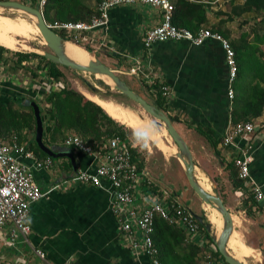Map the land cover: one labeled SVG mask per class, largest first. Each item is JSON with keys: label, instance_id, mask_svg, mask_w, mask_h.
Wrapping results in <instances>:
<instances>
[{"label": "crops", "instance_id": "1", "mask_svg": "<svg viewBox=\"0 0 264 264\" xmlns=\"http://www.w3.org/2000/svg\"><path fill=\"white\" fill-rule=\"evenodd\" d=\"M208 4L210 8L202 25L206 28L217 22L218 17L214 12L218 8L223 10L226 0ZM109 15L110 19L105 28L108 47L92 49L91 52L102 50L99 55L104 58L98 57V60L111 68L115 74L121 72L126 85L147 102H154L156 94H161V84L169 87L168 95H161L158 100L160 109L170 118L173 128L187 145L194 169L200 172L198 178L209 184L212 193L213 190L217 192L230 218L234 219V222L231 220V232L234 229L237 236H241L242 242L256 254V258L249 257L245 261L262 264L264 133L234 138L235 145L222 144L224 133L233 125L230 122V109L236 90L232 86L234 77L230 82L232 97L228 96L226 65L220 45L211 39L200 45H193L187 40H164L152 43L146 50L142 46V36L145 30L158 22L160 15L157 9L146 4L120 5L112 7ZM224 27L230 30L229 23H225ZM233 36L237 37L230 32V38ZM0 46L6 48L1 44ZM85 52L89 54L87 50ZM257 60L262 61V57L258 56ZM1 67H4L3 61L0 70ZM2 77L4 76L0 74V84L4 83L3 87L0 86L1 91L19 93L21 88L18 85L10 86V82H3ZM31 79L32 84H28L30 88H25V91L37 94V89L33 86L38 84L40 79ZM242 80L246 82L245 76ZM59 83L61 84L60 81ZM262 116L264 108L258 117ZM25 135L34 139V132L30 130ZM160 138L167 148L163 150L154 144L157 150L174 155L176 148L166 142L167 136L161 135ZM44 141L54 153L64 150L70 152L72 158L70 160L67 156L51 157L52 165L49 168L34 173L37 185L47 191L46 196L29 205L27 223L30 231L25 239L17 235L11 246H3L0 243V264H151L146 254L133 253L120 233L115 217L110 211L111 192L108 185L102 189L73 180L78 170L93 169L96 163L94 158L78 151L67 150L62 141ZM20 143L27 148L22 138ZM247 145L251 156L250 176L263 194L260 202H251L248 197L249 189L234 184L237 171L234 158L240 154L242 148L246 149ZM29 150L36 157H43L33 149ZM134 151L136 160L141 162L139 169L147 172V186L151 194L166 189L171 196L176 195L178 201L183 203L177 195L182 190L168 178L165 156L161 157V167H158L157 160H149V154L141 157L136 155L135 148ZM147 152L150 153V150ZM178 169L181 171L179 166ZM143 186H146V182L142 184L141 189ZM185 197L186 195L183 196ZM187 198L191 204L188 206L191 212L204 217L205 214H200V205L194 202L201 200L194 197L191 202L190 196ZM183 204L185 205V201ZM203 204L208 208L205 202ZM207 212L211 214L212 211L208 208ZM164 222L178 228L183 237L180 236L181 239L177 243V235L172 233L173 235L169 236L163 233L168 242L165 244V251L157 257L161 264H200L207 253L213 256L216 264H227L213 254L216 249V237L214 232L212 235L209 233L211 223L208 220L209 230L203 228L201 237L195 235L193 238L187 236L181 226ZM238 223L241 228L235 229ZM9 229L10 224H6L4 230ZM35 249L43 254L42 258L35 254Z\"/></svg>", "mask_w": 264, "mask_h": 264}, {"label": "built area", "instance_id": "2", "mask_svg": "<svg viewBox=\"0 0 264 264\" xmlns=\"http://www.w3.org/2000/svg\"><path fill=\"white\" fill-rule=\"evenodd\" d=\"M46 0H36L41 10ZM215 3L219 0H202ZM131 4H147L159 12L158 22L145 30L142 36V46L147 50L154 42L164 40H187L193 45H200L205 40L211 39L218 42L224 54L226 76L228 82L227 94L232 97L230 82L236 74L234 52L226 38L217 31L200 27L190 31L184 27H176L171 23L173 3L171 0H101L97 2L94 13L86 21H59L46 22L45 24L54 31L63 32L65 37L72 42L99 49L108 47V38L105 28L108 23V12L112 7ZM55 32V31H54ZM59 88V82L48 83L40 80L34 84L38 98L48 90V85ZM162 96H167L169 88L165 84L159 86ZM43 92V93H42ZM252 133H264V116L252 121L237 122L224 133L222 144H234V138L249 136ZM65 147L73 151L92 156L95 165L91 171L78 170L73 180L87 183L93 187L110 188V211L114 215L120 233L133 253L142 252L150 258L151 264H161L156 258L157 249L153 245L152 232L154 217L158 216L170 224L181 226L189 237H201L202 231L193 216L190 208L180 203L177 196H171L166 189L151 194L148 189L147 172L138 169L133 161L128 147L118 139L109 137L103 147L93 149L84 140L75 134L66 135L62 141ZM235 145V144H234ZM249 146L242 148L240 154L234 158L238 177L250 184L251 193L255 201H261L263 195L249 174L251 156ZM52 165L50 156L36 157L33 152L17 140L15 134L6 140L0 139V243L11 246L16 236L25 239L30 228L27 223L29 205L46 196L47 191L42 190L36 183L34 173L47 169ZM146 182V186L142 184ZM10 224L9 230L4 226ZM210 246L213 245L210 243ZM211 247V248H212ZM35 254L42 258L43 254L35 249ZM70 264V263H64ZM200 264H216L211 254L207 253Z\"/></svg>", "mask_w": 264, "mask_h": 264}, {"label": "trees", "instance_id": "3", "mask_svg": "<svg viewBox=\"0 0 264 264\" xmlns=\"http://www.w3.org/2000/svg\"><path fill=\"white\" fill-rule=\"evenodd\" d=\"M31 1L32 4L36 3V0ZM95 1L100 2L101 0ZM171 1L174 5L171 16L172 24L186 27L191 31L204 27L202 25L205 22V14L210 8L207 2L202 0ZM227 4L229 5L227 11L221 9L215 10L214 15L218 17V20L216 23L208 26V28L228 38L234 51L237 72L232 86L233 89L235 87L236 93L232 98L230 122L235 124L237 122L251 121L258 118L264 108V61L257 60L258 56L262 57V59L264 58V52L260 51L254 42L246 39L247 34L245 32H240L237 37L230 38L229 30L224 25L228 22L227 20H232L234 17L239 18L244 13L258 14L259 12H264V0H240L238 2L237 0H226ZM111 9L108 12V22ZM41 13L47 22L54 20L86 21L94 13V10L82 0H46L42 6ZM222 16H225L226 19H223ZM59 35L63 38L65 37L63 32H59ZM64 39L68 40V38ZM254 39L264 45V33ZM82 47L89 52L87 46L82 45ZM247 49L251 50L249 55L255 62V65L250 67L242 65L243 61L247 60L246 58L244 59ZM4 51H8V49L0 46V61L2 60L3 62L6 60V58L1 57ZM12 53L16 56L15 63L17 65L19 63L23 65L31 57H37L44 61L42 65L41 63L37 64L35 70L28 71L30 78L47 80L48 83L60 81L62 77L61 70L57 68L55 63L45 59L41 54L18 51ZM244 76L246 82L242 80ZM48 86V90L44 93L41 103H38L37 98H34V92L25 91L26 94H29L27 96L22 95L20 89L19 93L15 94L0 90V139L6 140L10 135L15 134L18 142L22 138L28 149H33L43 157L46 156L36 146L33 137L29 139L25 135L29 130L34 132L35 120L30 106V102H34L37 105L41 118L43 143H45L43 138L51 143H55L63 141L66 135L75 134L93 149H98L103 147L109 137H118L128 147L131 154V161L135 162L138 169L140 168L141 162L136 160L134 148L126 143L124 134L125 126L123 124L115 121L101 106L89 100L87 97V99L84 98L78 91L68 88L63 84L59 88L51 87L50 84ZM161 97V94H156L154 100V104L159 108L161 105L158 100ZM234 178L235 185H243L245 188L247 187V190L249 189L248 197L251 199V202L254 201L252 199L253 195L251 194L250 184L241 180L238 177L237 171L235 172ZM202 218L204 220V217ZM198 225L203 229L201 224L198 223ZM153 226L151 236L153 245L157 249V257L160 253L162 254V251H165V244L168 242L163 236V233L169 236L172 233L177 235V243L181 239L180 236L183 237L178 228L167 224L158 216L154 217ZM213 254L223 261L216 249Z\"/></svg>", "mask_w": 264, "mask_h": 264}, {"label": "rangeland", "instance_id": "4", "mask_svg": "<svg viewBox=\"0 0 264 264\" xmlns=\"http://www.w3.org/2000/svg\"><path fill=\"white\" fill-rule=\"evenodd\" d=\"M82 1L86 5H88L90 8H92L93 10H94L95 5L97 3L95 0H82ZM238 1H240V0H237V2ZM20 2H22L24 4L33 5L31 0H20ZM216 7L217 6H214V8H216ZM223 8H224L223 11H227L229 9V5L227 4L225 7L223 6ZM219 9L220 8H218V10ZM0 15H4V16L9 17L14 23H16V21L18 22L19 20L22 19L28 24L27 30H23L20 32L19 31L18 32L17 31L11 32L10 35L16 41L19 40V43L21 45L17 46L18 49L17 48L14 50L8 49V51H4L1 54V57L6 58V60L3 62L4 67H1L2 70H0V74H2L4 76V77H2L3 82H8V83L10 82L9 83L10 86L18 85L21 88L22 95L24 94V95L29 96V94H26V92H25V90H26L25 88L29 89L30 86H28V84H30L32 82V79L29 76V72L31 70H35V67L37 64L41 63V65H42V63L44 61L40 60L37 57H31L30 60L25 61L23 65H22V63H19L17 65L15 63L16 56L12 52L18 51V52H30V53H35V54H42L43 52H48L49 50L45 45L46 43L43 42L41 36L39 35L37 28L33 26L32 22H30V20L26 17L27 14H25L23 11L14 10V9H1L0 8ZM222 18L226 19L225 16H222ZM243 19H244V21H243ZM227 21L228 22H226V23L230 24V30L231 31L229 30V33L232 32L233 34H235L237 36L240 32H245L247 34L246 39L250 42H254L255 45H257L258 49L260 51L264 52V45L259 43L258 41H256L254 39L255 37L260 36L262 33H264V12H259L258 14H256V13H244L239 18L234 17L232 20H227ZM54 31L59 34L58 30L54 29ZM13 34H15V35H13ZM65 40H67V39H65ZM67 41H68L69 47L70 46H77L79 48L84 49L82 47V45H80V44H76L74 42H71V41H69V39ZM88 49H89V55L91 56V59H98V57H99V59L104 58V57L99 55V51L101 53L102 50L96 51L98 53H96V52L92 53L91 52L92 48L88 47ZM84 51H86V50L84 49ZM250 52H251V50H248V49L245 51L246 55L244 56V59L246 58L247 60L243 61V63H242L243 66L245 65V66L250 67V66L255 65L254 59L249 55ZM262 61H264V58L262 59ZM0 64H2V60H1ZM56 66L62 72V77L60 78L61 85L62 84L66 85L68 88L76 90L80 94H82L81 89H84V90L90 92V90L83 83V80H85L86 82L90 83L92 86H94L98 89L97 96H99L100 98H107V99L113 100V101H115V102H117L123 106L130 108L135 113V115L137 117L141 116V117L149 118V120H150V122L154 128V132H155L159 141H157L155 139H150L149 142H145L139 136H137L135 133H133V131L130 128H128L127 126L124 125L125 126L124 127V134H125L126 143L128 145H130L131 147L133 146L135 148L137 156L141 155V157H142L146 153L149 154V156H150L149 160H152V162H154V160H157L156 162H157L158 167L161 164V157L165 156V158L167 159V164H168V167H167L168 178L170 181L173 182L174 185L178 186V188L180 190H182L180 194H177L179 197V200L183 203L185 201V205H187V207L191 206L187 196H190V201L193 202L194 197L197 198V195L188 186L185 175L183 173V170L180 166L178 159L175 157V155H172L170 153H160V151L157 150V147L155 146V145L158 146L160 142L163 143L161 141V138H160V136L163 135V136H167V138H168V139L164 138L166 140V142L168 141L167 143L172 144L171 146L174 145L172 148H176L175 144L171 141V138L168 136V134H166L167 132L165 133L163 131V129L161 128V126H159L157 123H155L156 119L152 118L149 114H147L138 104H136L132 100L126 98L125 96L119 94L113 88V85L112 86L105 85L106 83L97 77L98 74H96V76H95L94 74L84 72V71H74L68 67H64V66H61L58 64H56ZM116 74L121 79L125 80L124 75H122L121 72L116 73ZM3 84L4 83H2V85L0 84V86L3 87ZM6 86H7V84H6ZM38 94H40V90L38 91L37 95ZM42 97H43V95H40L39 98L37 96H35L34 98H37L38 103H41ZM84 98H86V97L84 96ZM147 99L149 101L148 97H147ZM43 140H44V138H43ZM163 145H164V147H159V146L158 147L162 148L163 150H166L167 146L164 143H163ZM147 150H150V153L147 152ZM176 161L178 162L179 165H177ZM178 166L180 167L181 171L178 169ZM152 170H154V169H152ZM195 170L196 169H194V171ZM195 173H196V175L200 174V172H198V171H195ZM210 192L212 193V188H210ZM185 195H186V197L183 198V196H185ZM194 202H196V204L200 205V208H201V209H199V210H201L200 214L206 215V216L204 215V221L206 220V222H207V219L210 220L209 219L210 214L207 212V210L209 208V210L212 211L213 206L210 207L211 204L206 203V205L208 206V208H206L204 206L202 200L201 201H195L194 200ZM231 220H233V222H234L233 218H231ZM215 222H212V224H214ZM240 223H238V226H236L235 229L241 228ZM210 230L211 231L209 233H210V235H212L213 234L212 227H210ZM237 235H238L237 232L233 229L231 234L228 237L229 240L234 241L235 242L234 244H236V246L233 247L232 253L236 257H240L242 259L241 261H243L245 264L246 263L247 264H254V263L246 262L245 259L249 258V257L256 258V254L252 253V249L251 248L249 249V247L242 242L241 236L240 235L237 236ZM231 236H234L235 238H232ZM215 237H216V235H215ZM239 251L244 252V254L242 255V253H238ZM263 258H264V254H263ZM259 260H261V257H259ZM262 264H264V262Z\"/></svg>", "mask_w": 264, "mask_h": 264}, {"label": "water", "instance_id": "5", "mask_svg": "<svg viewBox=\"0 0 264 264\" xmlns=\"http://www.w3.org/2000/svg\"><path fill=\"white\" fill-rule=\"evenodd\" d=\"M0 8L1 9H14L21 10L27 15H31L34 17V25L37 27L41 38L46 43V47L48 48V52H43L41 55L55 63L64 67H68L74 71H84L91 74L99 73L108 76L113 82V88L121 95L126 98L132 100L136 104H138L147 114H149L152 118L156 119L157 124L160 122L163 124L167 134L171 138V141L175 144L177 153L175 157H178L184 166V175L187 181L188 186L191 190L197 195L199 199H201L205 203L211 204L217 212L222 217V227L221 230L214 238V243L216 246V250L223 258L224 262L227 264H244L242 261L234 258L226 248L227 239L231 233V218L223 205L221 199L219 198L217 192L213 190V193H208L204 191L199 184L197 183L194 174H193V161L190 154V151L185 144L184 140L178 135V133L173 128L170 118L166 116L160 109L154 106L153 103H148L144 98H142L139 94L132 91L126 83L116 75L111 68H109L104 63L100 62L98 59H89L85 64L78 63L71 58H69L64 52V42L66 41L62 36L54 32L50 29L46 24L45 20L42 16L41 10L38 8V5L35 3L33 5L24 4L21 2H17L14 0H0ZM85 86L90 90L92 94H98V89L92 86L90 83L83 80ZM30 106L32 108V112L35 120V128H34V142L36 146L45 154L50 157L56 156H67L68 158H72L71 153L67 151H60L57 153L53 152L51 147H48L42 142V123L41 118L39 116L37 105L34 102H30ZM68 150V147H66ZM72 162V161H71ZM196 221L203 225L205 230L208 231L210 227V223H204L201 216L193 213Z\"/></svg>", "mask_w": 264, "mask_h": 264}, {"label": "bare ground", "instance_id": "6", "mask_svg": "<svg viewBox=\"0 0 264 264\" xmlns=\"http://www.w3.org/2000/svg\"><path fill=\"white\" fill-rule=\"evenodd\" d=\"M134 5V4H131ZM147 5V4H146ZM174 8V5H173ZM173 11V10H172ZM30 22H32L33 26L36 27L34 25V17H32L31 15H27L26 16ZM16 20V19H15ZM14 20V21H15ZM174 25V24H173ZM175 26V25H174ZM176 27H182V26H176ZM37 28V27H36ZM186 28V27H184ZM28 29V24L24 21V20H19L18 22L16 21V23H14L9 17L4 16V15H0V44L8 49L14 50L17 48V46H20L21 44L19 43V40L16 41L10 34L13 31H23V30H27ZM188 29V28H186ZM209 29V28H208ZM190 30V29H188ZM211 30V29H210ZM38 31V29H37ZM191 31V30H190ZM39 32V31H38ZM193 32V31H192ZM15 35V34H13ZM40 35V34H39ZM224 37V36H223ZM226 38V37H224ZM229 42V39L226 38ZM43 40V39H42ZM183 40V39H181ZM206 41V40H205ZM44 42V40H43ZM45 43V42H44ZM26 44V43H25ZM230 44V42H229ZM231 46V45H230ZM28 47V46H27ZM232 48V47H231ZM18 49V48H17ZM27 50V49H26ZM233 50V49H232ZM64 52L65 54L71 58L72 60L81 63V64H85L87 62V60L91 59V56L86 53L82 48H79L77 46H70L68 44V41L66 40L64 42ZM234 52V51H233ZM234 60H235V55H234ZM235 64H236V60H235ZM236 72H237V64H236ZM96 74H98V78L101 79L102 81H104L107 85L112 86L113 82L111 81V79L104 75V74H99V73H95L94 75L96 76ZM236 75V74H235ZM231 87V86H230ZM169 88V87H168ZM80 90V89H79ZM233 91V90H232ZM81 93L87 97L89 100L95 102L96 104H98L99 106H101L108 115H110L112 118H114L115 120H117L118 122L124 124L125 126H127L128 128H130L137 136H139L142 140H144L145 142H149L150 139H155L157 141L158 138L154 132V128L149 120V118H145V117H137L135 115V113L128 107L123 106L113 100L107 99V98H100L99 96H97V94H92L89 91H86L84 89H81ZM165 97V96H164ZM143 98V97H142ZM148 103H153L154 102H148ZM155 107H157L154 104ZM158 109H160L159 107H157ZM161 110V109H160ZM162 111V110H161ZM163 112V111H162ZM164 113V112H163ZM259 118V117H258ZM252 121V120H251ZM157 122V121H156ZM159 126H161V128L163 129V131L166 133V130L163 126V124L160 122L158 124ZM167 134V133H166ZM159 147H164L163 143H159L158 145ZM174 146V145H173ZM173 150V149H172ZM177 153V149L175 150L174 155ZM180 163V166L182 168V170L184 169L183 163L182 161L176 157ZM135 163V162H134ZM136 165V164H135ZM137 167V166H136ZM197 171V170H196ZM199 172V171H198ZM184 173V171H183ZM238 173V172H237ZM193 174L194 177L197 181V183L199 184V186L206 192L210 193V187L209 184L206 183L204 180L198 178V176L196 175L194 169H193ZM250 174V172H249ZM251 177V176H250ZM260 189V188H259ZM261 191V190H260ZM262 193V192H261ZM263 195V194H262ZM256 202H260V201H256ZM209 204V203H208ZM212 207V205L210 206ZM210 220H208L211 223V227H212V231L214 232V234L217 236V234H219L221 227H222V217L219 214V212H217V210L213 207V210L210 214L209 217ZM215 222L214 224H212V222ZM200 227V226H199ZM202 227L204 228V226L202 225ZM201 228V227H200ZM202 230V228H201ZM153 233V232H152ZM152 237V236H151ZM232 238H235L234 236H231ZM153 241V240H152ZM235 242L232 240H227V244L226 247L228 249V251L237 259H239L240 261L242 260L240 257H236L233 253V247L236 246V244H234ZM156 248V247H155ZM248 248V247H247ZM250 249V248H249ZM238 253H242V255L244 254V252L239 251ZM156 258H157V254H156ZM158 259V258H157ZM159 261V260H158ZM160 262V261H159ZM244 263V262H243Z\"/></svg>", "mask_w": 264, "mask_h": 264}, {"label": "clouds", "instance_id": "7", "mask_svg": "<svg viewBox=\"0 0 264 264\" xmlns=\"http://www.w3.org/2000/svg\"><path fill=\"white\" fill-rule=\"evenodd\" d=\"M37 4V3H36ZM58 34V33H57Z\"/></svg>", "mask_w": 264, "mask_h": 264}]
</instances>
